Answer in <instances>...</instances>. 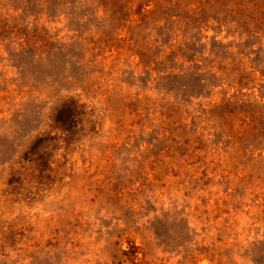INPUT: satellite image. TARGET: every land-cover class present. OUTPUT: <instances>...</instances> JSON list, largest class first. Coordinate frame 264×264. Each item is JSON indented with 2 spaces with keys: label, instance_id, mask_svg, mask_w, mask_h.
I'll return each instance as SVG.
<instances>
[{
  "label": "rangeland",
  "instance_id": "obj_1",
  "mask_svg": "<svg viewBox=\"0 0 264 264\" xmlns=\"http://www.w3.org/2000/svg\"><path fill=\"white\" fill-rule=\"evenodd\" d=\"M0 264H264V0H0Z\"/></svg>",
  "mask_w": 264,
  "mask_h": 264
}]
</instances>
